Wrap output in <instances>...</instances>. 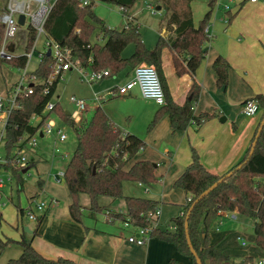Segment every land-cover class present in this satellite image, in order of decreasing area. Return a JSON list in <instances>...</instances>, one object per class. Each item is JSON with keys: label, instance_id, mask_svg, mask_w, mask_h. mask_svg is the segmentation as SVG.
<instances>
[{"label": "trees", "instance_id": "1", "mask_svg": "<svg viewBox=\"0 0 264 264\" xmlns=\"http://www.w3.org/2000/svg\"><path fill=\"white\" fill-rule=\"evenodd\" d=\"M135 1L89 0V4L82 7L79 0H57L45 25L46 34L62 48L70 50L72 57L81 66H87L88 58H90V68L95 71L107 69L109 77L117 76L125 70H132L140 64L153 66L160 80L165 105L160 106L155 113L148 129H151L163 115L168 116L174 131H184L189 125L199 127L213 119L214 114L202 113L198 116L193 114V106L197 102L199 92L194 79L188 94L189 98L185 103L182 105L174 103L161 68L162 50L167 48L173 54L176 74L194 76L205 55L203 46L208 38L204 28L209 20L210 11L206 13L198 28H195L189 9L186 13L180 14L170 11L166 5H160V8L170 11L165 25L169 35L167 38L159 37L154 48L148 49L141 40L137 23L127 21L121 29H111L92 11L95 2L113 4L121 9L123 17L128 18V11ZM191 1L187 0L188 7ZM209 7H213V2L209 3ZM232 19L233 16L228 17L227 22H231ZM3 35L4 27L0 24V47ZM93 36L101 38L102 43L92 41ZM34 38L35 33L29 30L23 54L12 56L9 60L0 58V67L6 64L14 70L23 69L26 63L25 54L30 50ZM130 44L133 45L132 53L128 57H122V52ZM181 56L183 59H180ZM183 62L185 66L182 65ZM52 64L51 57L46 55L42 57L36 69L30 72V75L34 77L32 94L18 98L16 101L17 109L10 114L4 133V150L7 158L20 138L34 135L39 128L30 124V118L40 114L45 103L55 93L60 76L53 79L48 86V94L43 95L44 82L50 75ZM212 67L217 76V86L226 89L229 64L219 56ZM253 100L261 109V118L244 156L224 174L215 175L203 167L197 153L192 149L190 164L173 184L174 188L189 195L187 203L181 207L180 213L171 219L174 228L172 231L159 230L155 227L150 233V238L171 243L180 255L189 258L190 264H196V261L188 248L186 232L201 264H233L218 247V243H212L211 234L215 231L221 217L220 213H234L237 208H241L244 216L253 221V244L257 251L264 254V124L256 139L253 153L249 156L257 130L264 119V97L256 95ZM54 112L62 123L74 131L76 136V147L64 169V183L72 198L69 206L70 219L76 223L80 222L82 207L78 203V198L85 194L91 201L88 208L91 212L100 210V206L96 204L99 197L112 200L124 199L126 215L117 213L114 219L120 218L124 224L135 228L149 227L150 214L159 208V204L150 199L124 197L122 194L123 182H134L149 187L157 181L153 163L134 161L129 164L144 149L143 141L133 135L123 134L113 125L100 106L94 110L91 118L79 125L72 123L58 104ZM6 170L9 168L6 167ZM12 172L18 173L14 170ZM229 173L230 175L227 176ZM218 181L220 182L217 186L193 206L185 221L194 201ZM38 186L41 188L42 184L38 183ZM16 188L18 192L23 189V180L20 177L16 180ZM16 210L18 217L22 219L24 215L21 207L16 206ZM39 221L28 238L21 223L17 224L22 233L19 240L0 237V251L10 245L20 248L19 257L8 260L6 264H75L74 261L66 258L46 259L32 248L31 242L37 235ZM1 222L0 216V228ZM251 262L252 259L246 257L238 264ZM169 264L180 263L170 260Z\"/></svg>", "mask_w": 264, "mask_h": 264}, {"label": "crops", "instance_id": "2", "mask_svg": "<svg viewBox=\"0 0 264 264\" xmlns=\"http://www.w3.org/2000/svg\"><path fill=\"white\" fill-rule=\"evenodd\" d=\"M228 1L232 3V6H223L221 0H209L203 3L202 13L210 11L209 20L204 28L208 39L203 46L204 58L194 76L176 74L173 54L169 49L164 48L161 55V68L172 101L178 105L184 104L189 98L188 94L192 79H194L199 92L197 102L193 106V114L195 116L202 113L214 114L213 119L199 127L189 125L184 131H174L168 116L163 115L151 129H148L160 106L142 99L137 88L115 101L118 102V112H114L111 103L106 104L105 110L100 106L99 103L106 99L97 104L94 103V96L89 99L80 98L89 104V112L90 110L94 112L100 106L113 125L123 134L133 135L143 141L144 149L129 164L134 161H149L154 164V175L157 181L146 188L150 189L157 183L159 187H157V193L145 199L157 202L159 209L161 205H175L178 211L175 217L180 213L181 207L187 203L189 195L174 188L173 184L190 164L191 150L197 153L201 164L207 171L222 175L244 156L261 118V112L252 117L244 116L242 105L246 100L254 99L256 95L264 97V2ZM210 2H213V7L217 12H213V7L209 9L205 6V3L209 5ZM226 6L228 10H225ZM231 16L233 19L227 22L228 17ZM121 17L125 19L123 27L127 21L138 24L132 15L126 18L121 14ZM165 25L159 37L163 36ZM12 51L11 49L10 53ZM219 56L223 57L230 67L226 89L217 86V76L212 67L213 62ZM180 59H183V56ZM182 65L185 66V63L183 62ZM131 75L132 70H125L118 74L119 86L128 81ZM116 87L118 85L108 91L115 92ZM108 98L114 100L118 96H108ZM65 113L69 114V112ZM42 162H45V159L36 154L32 157L31 165L35 167ZM38 183L44 185L42 179H39ZM36 193L38 191L33 192L31 196ZM108 200L111 204L117 201L109 198ZM69 206L70 203L66 202L63 208L57 206H52L54 207L52 209L47 208L38 216L37 221L33 222L34 228L26 226L33 231L40 219L37 235L32 239L31 246L44 258L50 260L66 258L74 261L75 264H169L170 260L181 264V256L171 243L157 238H150L144 245L131 243L128 241V234L113 224L116 223V219L106 220L104 217L102 223H108L110 226L94 224L97 222H95L93 212L82 205L80 222H73L69 216ZM105 209L112 211L108 207H104ZM112 212L120 213L122 216L126 215V210L125 213L116 210ZM234 213L236 216L245 217L241 208H237ZM225 216L226 212L221 215L214 233L211 234L212 243L219 241L218 247L230 259H235L236 264L246 257H250L252 261L263 257L264 254L254 247L253 236L252 247L247 250L230 252L221 245L223 242L221 238L226 236L227 231H223L222 234L216 232H220L217 226L222 225L223 220L221 219ZM158 219L159 216L154 222L157 223L156 227H158ZM117 220L123 228L131 226L124 224L120 218ZM15 230L19 231L21 236L22 233L17 224ZM133 231L135 235L137 229L134 227ZM27 235L26 238L29 237V234Z\"/></svg>", "mask_w": 264, "mask_h": 264}, {"label": "rangeland", "instance_id": "3", "mask_svg": "<svg viewBox=\"0 0 264 264\" xmlns=\"http://www.w3.org/2000/svg\"><path fill=\"white\" fill-rule=\"evenodd\" d=\"M205 1L209 2V0H194V2L192 1L193 3H189V8L187 0H136L128 13L129 15L134 16L139 24V33L143 44L146 48L152 49L159 38L160 31L164 27L170 11H176L177 13L184 14L189 9L193 24L195 25L194 27L198 28V25L206 15V11L205 13H202L204 7L203 3ZM221 1L223 2V6H232V3H230V1L228 0ZM148 5L152 10H149L147 8ZM159 5H166L170 9V11L167 12L165 8H161L160 10L156 11L155 8ZM205 6L210 9L207 3H205ZM3 7L4 0H0V12ZM118 9L119 8L113 4L95 2L92 11L94 12V15L97 18L101 19L109 28L119 30L123 27L125 19L121 17V12L120 10L118 11ZM213 12H217L215 7H213ZM220 12H222V10H220ZM25 29L26 27H20L16 38L8 43V45L13 50L11 54H13L14 56L23 54V51L25 50L23 49ZM168 35L169 31H167V29L165 28L164 34L163 36H161V38H167ZM99 39L100 38H95L94 36L91 38L92 41H99V43H101L102 40ZM41 41L42 37H40L39 42L36 46V53H34L32 59L27 65V73L34 71L39 63L38 52L42 47V44L40 43ZM132 51L133 45L130 44L122 52V57H128L132 53ZM22 72L23 70H14L8 67L6 64H3L0 67V97H3L5 95L10 96V92H8L10 85L14 84L13 82L17 81L19 75H21ZM117 76H111L102 79L101 81L87 84L81 79L79 69L74 66L70 71H65L60 76L52 100L54 102H57L63 111L70 113L74 109L72 103L69 102V98L71 96H74L77 99H89L95 95L102 96V94H105L106 91H108V89L112 88L113 86H119V84L117 83ZM119 99L120 98L118 97L112 100L111 98H108L106 96V100L99 104H101L100 106L104 109L106 104L111 103L110 105L112 108H114V112H118V102L115 101ZM92 114L93 110H90V112H88L85 116L86 120L91 118ZM58 125L59 128L62 129L67 136L64 142L57 141L55 131H53L47 137L41 138L40 136H38L37 138V154L42 156L45 159V162H42L35 167H28L25 173L20 172L15 174L11 170L1 171V177L4 181V185L1 190L2 195L0 200V216L2 218L0 237L19 240L20 232L15 230L16 224L19 225L21 223L23 226L34 228V223L27 217H23L22 219L18 217L16 206H20L21 208L24 207L28 197L31 196V194L35 191L43 190V192L47 194L48 197L50 196L53 198L54 203L48 206V208L51 209L54 208L52 206L63 208L66 202H69L70 204L72 203V198L65 187L64 181L62 180L59 183H56L52 179V175L57 174L59 170L65 169L66 164L68 163L70 156L76 147V136L74 134V131L68 125H61V122H58ZM1 128L2 125L0 124V131ZM54 141H56V147L65 154V156H63V158L61 159L58 154H56L54 158L51 157ZM48 174L50 175V177H47ZM8 176L11 178V181H6V178ZM18 177L23 180V189L21 192H18L16 188V180L18 179ZM39 179H42L44 181V185L42 184L41 188L38 186ZM157 187H159L158 183L155 184L152 188L148 189L146 187L139 186L137 183L127 181L123 182L122 184V194L127 197L149 198L157 193ZM78 203L84 207H87V210L91 205L89 197L85 194L79 196ZM96 204L100 206V210L98 212H93L95 222H97L94 224H98L100 226L108 225V223H102L104 222V217L106 220L115 218V213L112 212L113 210L121 211L122 213H125L126 210L124 199H119L111 204L108 198L99 197ZM104 207H108L112 209V211H106V209L104 210ZM177 212V207L175 205H161L158 219V229H167L169 231H172L173 225L171 222V218L175 217ZM82 219L85 220V218ZM221 220H223L222 225L219 224L217 226L220 232L216 233L222 234L223 231H227L225 233L226 236L224 238H221V241L223 240L221 245L225 246L226 250L230 252H239L241 250H247L252 247L251 240L253 234L251 219L247 217L236 216V219L232 221L225 216ZM115 222L116 223L113 224H115L116 228H122L123 231L128 234V236L133 235V226L123 228L119 220L116 219ZM238 234H240V236L246 241L245 247L241 246L237 241L236 238ZM19 255L20 248L16 245H10L0 251V264H6L8 260L17 259ZM180 256L181 264H190L189 258L182 255ZM231 261L233 264H236L235 259L231 258Z\"/></svg>", "mask_w": 264, "mask_h": 264}, {"label": "built area", "instance_id": "4", "mask_svg": "<svg viewBox=\"0 0 264 264\" xmlns=\"http://www.w3.org/2000/svg\"><path fill=\"white\" fill-rule=\"evenodd\" d=\"M57 0H4V7L0 12V24L4 27V35L2 44L0 47V58L9 60L13 55L10 53L11 47L9 42L14 40L17 36L20 27H26L24 32L25 47L27 41V34L29 30L35 33V38L30 50L25 54L26 63L22 74L9 88V95L0 97V124L2 125L0 131V200L2 195V187L4 181L1 177V171L14 170L18 173H25L30 167L32 157L37 154V138L41 134L42 138L49 136L53 131L56 132V139L58 142H64L67 138L62 129L59 128L58 122H61L54 112L55 106L58 104L54 102L52 98L47 101L40 114L33 115L30 118V124L32 126H39L34 135L23 136L19 139L17 146L12 150L9 157H6L4 150V133L10 114L17 109L16 101L18 98L26 97L32 94V83H34V77L30 73L26 72L27 65L32 59L34 53H36V46L42 37V47L38 52L39 62L47 52L50 53L49 57L52 59L51 72L46 81L44 82L43 95L48 94V86L51 85L53 79L57 76H61L63 72L70 71L72 67L76 66L80 71V77L83 82L92 84L102 79L109 77V71L102 69L95 71L90 68L89 64L91 59L88 58V65L81 66L76 59H74L70 53V50L62 48L58 43L49 38L45 31V25L51 10L53 9ZM80 6H86L89 4V0H79ZM250 3L264 2V0H247ZM147 8L152 10L148 5ZM121 10V9H120ZM228 10V7H225ZM23 17V24H19V18ZM23 47V48H24ZM134 88H137L142 99L154 102L158 106L165 105L164 93L160 84V80L155 68L151 65L140 64L132 69L131 78L123 85L116 87V91H108L104 96H94V103H99L106 99V96H127ZM69 102L72 103L74 109L68 114L70 120L75 125L84 123L86 121V114L89 112V104H86L84 100L77 99L74 96L69 98ZM261 109L258 103L253 99L246 100L242 105V114L246 117H252L260 113ZM61 125L66 124L61 122ZM58 154L60 158L65 156L56 147V141L53 142L52 156ZM47 177H50L48 174ZM52 179L59 183L64 181V170H59L57 174L52 175ZM6 181H11L8 176ZM45 193L40 190L38 193L30 196L24 207L21 208L24 217H27L30 221L35 222L38 216L48 208L49 205L54 203L52 197L45 196ZM160 214V209L157 208L150 214L149 221L151 222L149 227H137L135 235L129 236L128 241L137 245H144L150 239V233L152 229L157 226L154 223ZM221 215L225 213H220ZM226 217L231 220L235 219L234 213H226ZM127 225V224H126ZM174 228H172L173 230ZM237 241L242 246L246 245L245 241L237 236ZM250 264H264V256L252 261Z\"/></svg>", "mask_w": 264, "mask_h": 264}, {"label": "water", "instance_id": "5", "mask_svg": "<svg viewBox=\"0 0 264 264\" xmlns=\"http://www.w3.org/2000/svg\"><path fill=\"white\" fill-rule=\"evenodd\" d=\"M155 10H156V11L160 10V7L157 6V7L155 8ZM19 24H20V25L23 24V17H22V16L19 18ZM49 55H50V53L47 52L46 56L49 57ZM66 114H68V113H66ZM263 124H264V119L261 121L260 126H259V128H258V130H257V134L255 135V140H254V142L252 143V146H251V149H250V152H249V156L253 153V150H254V147H255V143H256V139H257L258 136H259V133H260V131H261V129H262ZM39 136L41 137V134H40ZM229 175H230V173L227 174V176H229ZM219 182H220V181H218L217 183H215V184H213L211 187H209L207 190H205V191H204V192H203V193H202V194H201V195H200V196L194 201V203L192 204V206H191L190 209L188 210V213H187V215H186L185 221H187V219H188V217H189V214H190V212H191L193 206H194V205H195V204H196L201 198H203L204 196H206L207 194H209V192H211V191L217 186V184H218ZM184 228H185V230L187 229V223H186V222H185V224H184ZM23 231H24L26 234H29V235H31V234L33 233V231L29 230L28 227H26V226L23 227ZM186 241H187V245H188V248H189V250H190V253H191L192 256L195 258L196 264H201L200 260L197 258L196 253H195V251L193 250V248H192V246H191V244H190V241H189V237H188V235H187V232H186Z\"/></svg>", "mask_w": 264, "mask_h": 264}]
</instances>
